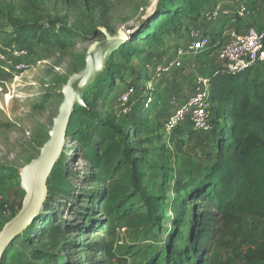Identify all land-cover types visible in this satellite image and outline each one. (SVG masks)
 <instances>
[{"label": "rangeland", "instance_id": "374dc122", "mask_svg": "<svg viewBox=\"0 0 264 264\" xmlns=\"http://www.w3.org/2000/svg\"><path fill=\"white\" fill-rule=\"evenodd\" d=\"M217 1L0 0V54L6 59L0 61V231L21 209L25 193L19 172L48 141L62 89L84 67L88 48L104 37L103 30L126 32L143 20L154 36V40L146 34L129 37L130 47L117 54L107 65L109 72L87 90L88 109L73 112L60 152L67 188L62 191L46 182L40 217L12 244L4 264H148L156 250H163L174 230V207L187 199L183 186L210 165L209 156L216 152L210 133L193 132L187 123L176 134L165 130L175 110L171 102L189 91L197 77L221 66L216 43L231 28L230 20L218 22L224 23L222 33L220 24L212 29L213 46L187 53L181 69L160 80L152 79L151 66L147 73L144 65L154 66L172 58L175 49H186L189 31L200 21L196 17ZM161 7L165 11H159ZM237 24L244 25L245 20ZM23 26L47 30V42H34L29 51L23 44L15 45V28ZM173 27L179 33H168ZM250 79L256 98L264 103V64L254 66ZM132 86L137 91L133 110L142 105L143 110L126 115L118 98ZM123 140L135 158L141 189L158 206L156 238L137 230L135 218L114 228L102 222L99 203L105 184L91 155L109 146L120 148ZM90 143L93 152L86 147ZM191 204L186 206L190 209ZM190 218L187 214L184 220ZM244 226L258 233L264 219L247 217ZM100 244L108 250L99 249ZM222 263L237 264L229 250L214 249L206 264Z\"/></svg>", "mask_w": 264, "mask_h": 264}, {"label": "trees", "instance_id": "16d2710c", "mask_svg": "<svg viewBox=\"0 0 264 264\" xmlns=\"http://www.w3.org/2000/svg\"><path fill=\"white\" fill-rule=\"evenodd\" d=\"M158 9L165 11L163 7ZM203 12L204 9L196 21L200 20ZM198 24L202 23L199 21ZM177 30L173 27L168 33H179ZM222 30L223 26L221 33ZM14 33L15 45L23 44V48L28 51L34 42H47L48 32L43 28L36 30L31 26L16 27ZM204 33L209 35V47L213 46L214 30L211 34L206 30ZM143 34L148 35V40H154L146 26H142L130 38H138ZM128 41L106 60L103 71L84 92V106L74 107L73 112L88 109L87 90L109 72L107 65L114 57L124 48L130 47ZM144 70L148 73L147 69ZM252 70L231 74L220 66L206 76L209 80L208 111L211 117V130L207 133L215 142L216 152L212 157L209 156L212 158L210 165L191 176L183 186L187 199H182L174 207V230L164 243L163 250H156L149 257L148 264H206L209 254L219 248L229 250L237 264H264V228L255 233L244 226L247 217L264 219V103L256 98L255 84L250 79ZM136 95L135 90L128 103L130 112L126 115L143 110V105L133 110L132 101H135ZM73 112L67 124L66 138L69 136L68 127ZM188 126L197 132L190 124ZM180 127H174L171 133L176 134ZM125 144L123 140L120 148L109 146L102 153L91 155V162L96 164L105 184L100 192L99 203L102 222L114 228L119 223L127 225L129 219L135 218L137 230L156 238L154 231L157 232L160 225L158 206L141 189L135 158ZM86 147L94 151L93 143ZM63 160L61 154L47 181L65 191L68 180L63 173ZM188 202L192 203L190 209L186 206ZM187 214L191 215L189 222L184 220ZM39 215L40 212L33 223L13 237L3 253L1 264H4L12 244L23 237ZM183 232H186L184 237ZM98 248L104 252L108 250L106 244H100Z\"/></svg>", "mask_w": 264, "mask_h": 264}, {"label": "built area", "instance_id": "2783aa9c", "mask_svg": "<svg viewBox=\"0 0 264 264\" xmlns=\"http://www.w3.org/2000/svg\"><path fill=\"white\" fill-rule=\"evenodd\" d=\"M254 5H264V0H220L208 6L200 22L206 25L217 24L222 18L230 20L231 28L216 43L218 49L216 58L221 66L231 74L244 73L254 66L264 64V31L252 25H238V20H247ZM190 40L186 49H175L172 58L150 66L152 79L160 80L166 74L181 69L182 60L187 53L203 52L209 47L210 39L201 26L193 27L188 34ZM26 52H20V55ZM199 54V53H197ZM0 61H6L0 54ZM135 90L133 87L125 89L118 98L121 111L128 114V103ZM209 80L205 76L195 79L191 95L182 100L172 99L174 113L165 124V130L171 132L176 126L190 124L194 131L209 132L211 130L209 108Z\"/></svg>", "mask_w": 264, "mask_h": 264}, {"label": "water", "instance_id": "95a60500", "mask_svg": "<svg viewBox=\"0 0 264 264\" xmlns=\"http://www.w3.org/2000/svg\"><path fill=\"white\" fill-rule=\"evenodd\" d=\"M145 20L126 32L115 33L103 30L102 39L95 40L88 48L84 67L70 76L62 89V103L58 117L49 132V139L37 158L30 161L20 172L21 189L25 196L20 211L0 231V264L3 253L10 241L36 218L46 197V181L57 162L66 139V128L74 107L81 108L83 96L88 86L103 71L106 60L129 37L139 30Z\"/></svg>", "mask_w": 264, "mask_h": 264}, {"label": "crops", "instance_id": "0c3cea01", "mask_svg": "<svg viewBox=\"0 0 264 264\" xmlns=\"http://www.w3.org/2000/svg\"><path fill=\"white\" fill-rule=\"evenodd\" d=\"M263 15H264V5H254L253 7H252V9H251V14H250V17L247 19V20H245V24H247V25H252V26H254L256 29H258V30H263L264 31V18H263V20H262V23H261V25L259 26V22L261 21V19H262V17H263ZM199 22H197V23H195V25L196 26H200L199 24H198ZM203 24V23H202ZM201 24V25H202ZM219 24L220 23H217V24H215V25H208L209 27L207 28H205L204 30H206L209 34H211L212 32H213V28H216L217 26H219ZM224 23H222V25H223ZM244 24V25H245ZM206 25V24H205ZM222 25L220 24V26L222 27ZM195 27V26H194ZM223 31V30H222ZM222 35H224L223 33H222ZM221 35V36H222ZM208 37H209V35H207ZM221 39V38H220ZM190 41V40H189ZM175 87H177V88H179V86L177 85V84H175ZM192 90H193V86L191 87V88H189V91H185L184 93L185 94H187L186 95V97L187 96H189V95H191V93H192ZM177 91H179V89H177ZM183 93V94H184ZM184 94V95H185ZM184 95L182 96V97H180V99L179 100H182V99H184L185 97H184Z\"/></svg>", "mask_w": 264, "mask_h": 264}]
</instances>
